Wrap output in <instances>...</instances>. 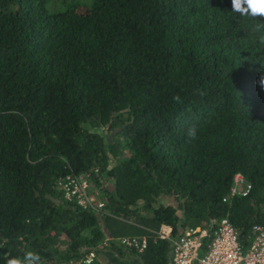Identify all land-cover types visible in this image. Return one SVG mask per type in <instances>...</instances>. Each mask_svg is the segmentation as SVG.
I'll list each match as a JSON object with an SVG mask.
<instances>
[{
	"label": "trees",
	"instance_id": "1",
	"mask_svg": "<svg viewBox=\"0 0 264 264\" xmlns=\"http://www.w3.org/2000/svg\"><path fill=\"white\" fill-rule=\"evenodd\" d=\"M260 22L231 0H0V264H169L152 232L220 218L245 250L264 225ZM237 173L248 194L221 202ZM66 174L100 187L101 213L63 200Z\"/></svg>",
	"mask_w": 264,
	"mask_h": 264
},
{
	"label": "built area",
	"instance_id": "2",
	"mask_svg": "<svg viewBox=\"0 0 264 264\" xmlns=\"http://www.w3.org/2000/svg\"><path fill=\"white\" fill-rule=\"evenodd\" d=\"M102 184V181H99ZM55 188L64 201L93 213H101L106 199L100 187H95L87 175L66 174L57 178ZM250 185L242 175L232 176L225 203L231 198L245 197ZM154 239L169 244V264H264V225H254L250 229L251 240L243 250L239 245L235 229L227 218L211 221L207 228L185 230L181 236L171 237V228L161 225L152 232ZM125 250L141 253L147 246L146 237H122L113 241ZM105 245V241L104 244ZM108 264L99 262L95 253H86L77 263L69 264Z\"/></svg>",
	"mask_w": 264,
	"mask_h": 264
},
{
	"label": "clouds",
	"instance_id": "3",
	"mask_svg": "<svg viewBox=\"0 0 264 264\" xmlns=\"http://www.w3.org/2000/svg\"><path fill=\"white\" fill-rule=\"evenodd\" d=\"M231 12L241 17H250L254 20H264V0H231ZM259 18V19H258ZM254 33L264 32V23L252 26ZM259 41L264 44V35L259 36ZM257 87L264 90V71H261L255 81ZM177 104L181 103V97L175 95L172 97ZM197 128L195 125L189 127L186 136L189 140H193L197 136ZM6 264H42L41 256L34 251H25L22 257L12 256L6 260Z\"/></svg>",
	"mask_w": 264,
	"mask_h": 264
},
{
	"label": "rangeland",
	"instance_id": "4",
	"mask_svg": "<svg viewBox=\"0 0 264 264\" xmlns=\"http://www.w3.org/2000/svg\"><path fill=\"white\" fill-rule=\"evenodd\" d=\"M261 114L264 115V109L262 110ZM105 137H107V136H105ZM160 201L162 204H173L172 201H170L169 199L168 200L167 199H161ZM99 260L101 263H103V261H101L100 258H99Z\"/></svg>",
	"mask_w": 264,
	"mask_h": 264
}]
</instances>
